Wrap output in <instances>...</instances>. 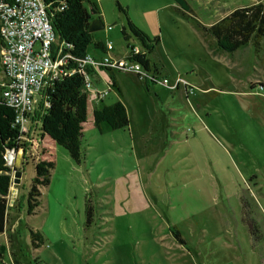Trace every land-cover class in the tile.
<instances>
[{"label": "rangeland", "instance_id": "rangeland-1", "mask_svg": "<svg viewBox=\"0 0 264 264\" xmlns=\"http://www.w3.org/2000/svg\"><path fill=\"white\" fill-rule=\"evenodd\" d=\"M91 2L99 11L93 18L106 28L93 31L90 52L102 57L95 41L111 40V54L130 61L129 44L142 45L129 29V41L123 36L128 16L151 40L160 36L151 54L160 80L186 82L172 90L113 71L122 93L93 102L101 108L122 100L130 126L105 122L88 130L80 164L58 145L51 182L29 214L45 113L39 107L24 138L27 151L10 165L8 220L17 225L0 234V264H264V39L260 52L250 42L230 53L205 31L264 0H187L190 11L174 0ZM103 73L107 79L93 78L101 90L112 75ZM244 200L253 212L243 210ZM253 220L258 236L250 233Z\"/></svg>", "mask_w": 264, "mask_h": 264}, {"label": "trees", "instance_id": "trees-1", "mask_svg": "<svg viewBox=\"0 0 264 264\" xmlns=\"http://www.w3.org/2000/svg\"><path fill=\"white\" fill-rule=\"evenodd\" d=\"M174 1L183 9L190 11L187 0ZM44 2L53 28L60 42L65 46L66 52L76 57L85 56L94 39L93 32L90 31L94 18L89 5L99 13L91 0H44ZM117 3L120 10L127 14L120 2ZM128 29L142 45V52L130 54L129 58L141 63L145 70L160 74L157 64L151 58V54L161 41L160 36L151 40L127 16V25L122 28L123 36L127 41L132 36ZM205 31L216 39L220 50L233 53L252 42L256 51L260 52L261 41L264 39V3L238 7L211 26L205 27ZM95 46L103 49L104 42L95 41ZM2 49L3 41L0 36V73ZM110 72L113 85L118 87L113 71ZM83 83L82 73L74 72L60 77L47 89L49 105L45 107V113L40 118L38 151L34 158L35 177L28 193L29 214L35 213V209L40 205L39 198L42 196L40 188L48 186L51 182V170L56 166L55 152L58 145L63 146L71 158L80 164L84 158L81 139L88 130L101 128L102 123L105 122L112 129L130 126L129 113L122 100L98 108L94 105L91 96L83 91ZM22 136L20 126L16 124L15 108L8 105L0 96V234L6 230L11 173L15 169L7 165L5 155L11 149L19 151L24 148L27 151ZM244 208L253 212L247 200L243 201V210ZM87 213L88 224H91L92 208L89 206ZM248 226L250 233L258 236L260 229L257 221L253 220ZM173 233L180 243H186L178 230ZM260 238L254 240L255 244Z\"/></svg>", "mask_w": 264, "mask_h": 264}, {"label": "built area", "instance_id": "built-area-1", "mask_svg": "<svg viewBox=\"0 0 264 264\" xmlns=\"http://www.w3.org/2000/svg\"><path fill=\"white\" fill-rule=\"evenodd\" d=\"M107 29L111 30L112 26ZM0 36L3 41L0 96L15 108L16 124L20 126L23 139L29 136L28 125L37 109L49 105L47 89L67 74L82 73L83 91L100 101L115 87L111 79L106 80L107 89L94 86L93 78H103L104 70L134 73L140 80L160 82L172 90L186 82L182 77L172 83L168 78L160 80V74L145 70L141 63L131 60L130 55V61L126 60L127 57L113 56L111 40L104 43L105 54L102 57L90 51L83 57L66 52L53 28L44 0H0ZM141 52L140 46H130L131 55ZM20 151L25 150L11 149L7 152L5 160L8 166Z\"/></svg>", "mask_w": 264, "mask_h": 264}, {"label": "crops", "instance_id": "crops-1", "mask_svg": "<svg viewBox=\"0 0 264 264\" xmlns=\"http://www.w3.org/2000/svg\"><path fill=\"white\" fill-rule=\"evenodd\" d=\"M103 50H104V48H103ZM103 77H105L104 76V73H103ZM116 77V76H115ZM105 79H107L106 77H105ZM110 79H111V77H110ZM117 79V78H116ZM117 82H118V80H117ZM180 87V86H179ZM178 87V88H179ZM114 89H116L120 94L122 93V91H121V88H120V85H119V82H118V87H114ZM179 90V89H178ZM104 101V100H103ZM102 101V102H103ZM24 152H22V151H20L18 154H17V157H18V159H19V162H20V159L22 158V154H23ZM255 175V174H254ZM253 196L255 197V199L257 200V202L259 203V205H260V207H262L261 205H263L262 204V202H261V200H260V198H258V196L257 195H255V194H253ZM15 216V215H14ZM16 225H17V220L16 219H10V220H8L7 221V225H6V230L7 229H14L15 227H16ZM6 230H5V232H6ZM4 232V233H5ZM201 238V237H200ZM184 239H185V237H184ZM185 241H187L186 239H185ZM199 241H202L201 239L199 240ZM199 241L197 240H193V241H190L192 244L194 243V244H198L199 243Z\"/></svg>", "mask_w": 264, "mask_h": 264}, {"label": "water", "instance_id": "water-1", "mask_svg": "<svg viewBox=\"0 0 264 264\" xmlns=\"http://www.w3.org/2000/svg\"><path fill=\"white\" fill-rule=\"evenodd\" d=\"M91 13H92V15L93 14H96V13H98L96 10H94V9H92L91 10ZM105 26H104V24H103V22H102V20L101 19H98V18H94L93 20H92V22H91V25H90V31L91 32H93V31H96V30H99V29H103ZM15 175H16V177H20L21 176V171L20 170H15ZM19 178H16L15 179V181L16 182H19Z\"/></svg>", "mask_w": 264, "mask_h": 264}]
</instances>
